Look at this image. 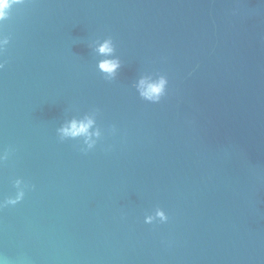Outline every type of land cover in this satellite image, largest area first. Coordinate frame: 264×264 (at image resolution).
I'll list each match as a JSON object with an SVG mask.
<instances>
[{
    "label": "water",
    "instance_id": "obj_1",
    "mask_svg": "<svg viewBox=\"0 0 264 264\" xmlns=\"http://www.w3.org/2000/svg\"><path fill=\"white\" fill-rule=\"evenodd\" d=\"M2 30L0 201L30 187L0 208V258L264 264V0H26ZM109 36L112 81L94 51ZM155 73L153 104L133 83ZM85 115L87 153L56 134ZM157 207L168 221L146 224Z\"/></svg>",
    "mask_w": 264,
    "mask_h": 264
},
{
    "label": "clouds",
    "instance_id": "obj_2",
    "mask_svg": "<svg viewBox=\"0 0 264 264\" xmlns=\"http://www.w3.org/2000/svg\"><path fill=\"white\" fill-rule=\"evenodd\" d=\"M26 0H0V57L6 51L10 43L11 37L4 33V22L10 19L11 12L15 6L24 5ZM93 45H90L92 47ZM94 51L98 56L103 57L97 62V69L104 75L105 80L112 81L116 78L117 70L121 68L122 62L116 55V46L113 39L109 36L104 39L94 41ZM4 68V62L0 61V69ZM168 77L166 74H148L141 75L133 87L136 89L139 97L145 101L156 104L166 95L168 89ZM96 121L92 116L85 115L82 118H72L66 120L58 128L56 134L59 140L82 138L83 144L80 151L87 153L92 150L101 136L98 127L95 126ZM95 137V139H94ZM10 150L6 149L0 159L8 160ZM16 192L14 196H9L0 201V208L9 205H16L23 200L29 185L22 179L15 180ZM169 217L165 211L157 207L152 214L145 215L144 222L152 224L153 222L166 223ZM0 264H7L4 258H0Z\"/></svg>",
    "mask_w": 264,
    "mask_h": 264
}]
</instances>
